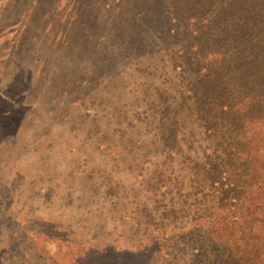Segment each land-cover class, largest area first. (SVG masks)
<instances>
[{"label": "trees", "instance_id": "16d2710c", "mask_svg": "<svg viewBox=\"0 0 264 264\" xmlns=\"http://www.w3.org/2000/svg\"><path fill=\"white\" fill-rule=\"evenodd\" d=\"M85 1L0 0V122L23 106L39 107L27 99L36 87L31 71L46 67L44 45L52 69H66L73 53L85 62L76 52L87 32ZM147 1L164 18L139 31L135 42L155 36L167 48L163 54L177 55L166 62L182 79L179 96L197 126L194 162L155 170L150 179L157 185L152 192L158 193L155 241L161 264H264V0ZM153 17L149 11L144 19ZM106 47L100 45L96 56L108 58L101 54ZM69 105L63 97L46 99L53 135L59 128L64 135L34 146L42 158L54 155L58 166H71L65 173L50 172L46 164L44 175L29 186L21 167L3 166L0 264H146L150 244L136 236L141 216L127 210L115 218L103 208L120 202L122 194L115 184L104 185V176L96 177V163L80 149L102 120L95 119L98 110L80 106L74 116L67 113ZM84 132L89 138L82 140ZM21 136L8 132L3 140L21 148ZM95 142L103 148L105 139ZM163 153L166 159L178 156L168 143ZM118 166L115 162L113 170ZM26 190L25 202L37 205L31 221L22 208ZM45 198L62 213L41 217L37 203ZM113 226L128 229L137 243L120 244Z\"/></svg>", "mask_w": 264, "mask_h": 264}, {"label": "rangeland", "instance_id": "374dc122", "mask_svg": "<svg viewBox=\"0 0 264 264\" xmlns=\"http://www.w3.org/2000/svg\"><path fill=\"white\" fill-rule=\"evenodd\" d=\"M110 1L108 5L105 0L85 1L87 32L80 48L76 45V52H81V56L85 55V62L74 58L73 53V59L68 61L67 68L57 71V68L52 69L49 45L42 48L46 67L37 69L35 73L31 71L36 87L27 99L34 104L37 101L39 107L30 111L23 106L20 113L16 111L9 119L0 122V176L3 166L12 165L16 170L21 167L22 174L26 176L24 184L26 182L29 185L37 176L44 175L46 164L49 165L46 170L55 174L65 173L71 167L66 164L58 166L59 162H54V155L44 159L41 152L34 150L38 142L48 145L51 138L64 135L60 128L56 135H53L49 125L50 115L53 114L44 108L46 99H68L70 105L67 113L74 116L81 113L80 106L98 110L94 115L95 119L102 120L97 122L90 138L84 132L82 140L86 137L89 140L82 144L80 149H85L87 154L91 155L90 164L96 163V177L104 176V185L115 184L117 191L122 194L120 202H109L107 207L103 208L114 213L115 218L127 210L139 214L141 232L136 236L150 244L146 248V264H161L162 259L156 252L155 241L158 233L155 228L159 227L156 218L160 216L155 202L158 193L152 192L157 185L150 179L154 180L155 170L180 165L184 161L194 162L197 155L193 151L192 141L197 126L193 124V119L179 96L178 87L182 79L166 62L171 57L172 60L177 59V55L163 54L167 48H164L155 36L146 37V42L141 39L135 42L139 31L150 29L153 24L150 22L157 24V20L164 18V14L158 12L156 5H151L147 0ZM149 11L154 17L147 22L144 17ZM134 17L143 19L136 20ZM105 44L108 47L103 49L101 54H107L108 58H100V52L99 56H96L94 51L100 50V45ZM35 110L39 112L35 113ZM8 132L22 134L21 148H18L17 142L14 145L3 140ZM100 137L105 139L103 148H99L95 142H98ZM138 139L141 142L138 143ZM167 143L171 144V149L176 151L178 156L165 158L163 148ZM99 150L101 152L98 153ZM119 150L122 152L119 153ZM186 156L192 157L188 160ZM115 162L119 163L118 170H113ZM146 168L151 171L147 172ZM141 171L143 176L137 177ZM65 185L64 183L61 193L66 191ZM33 190L31 187L28 191ZM26 192L27 190L22 193V208L26 211L27 221H31L35 215L33 207L37 205L25 202L23 196ZM35 202L36 200H31V203ZM48 202L45 198L37 203L41 217L62 213L61 209H55L56 207ZM101 218L105 219V216ZM4 222L5 219H0L1 224ZM43 223L46 221L41 224ZM2 227L4 228V225L0 226V233ZM112 228L115 234L121 236L120 244L123 241L130 244L132 239L137 243V237L128 229H114V226ZM137 247L143 248L138 244Z\"/></svg>", "mask_w": 264, "mask_h": 264}]
</instances>
